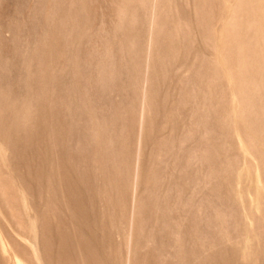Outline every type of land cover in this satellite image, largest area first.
<instances>
[{
	"label": "rangeland",
	"instance_id": "374dc122",
	"mask_svg": "<svg viewBox=\"0 0 264 264\" xmlns=\"http://www.w3.org/2000/svg\"><path fill=\"white\" fill-rule=\"evenodd\" d=\"M0 264H264V0H0Z\"/></svg>",
	"mask_w": 264,
	"mask_h": 264
}]
</instances>
